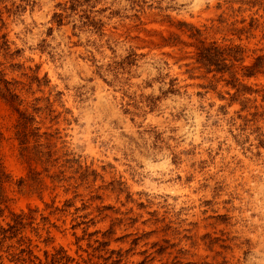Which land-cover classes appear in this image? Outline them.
<instances>
[{"label": "rangeland", "instance_id": "rangeland-1", "mask_svg": "<svg viewBox=\"0 0 264 264\" xmlns=\"http://www.w3.org/2000/svg\"><path fill=\"white\" fill-rule=\"evenodd\" d=\"M0 69V262L264 264V0H0Z\"/></svg>", "mask_w": 264, "mask_h": 264}, {"label": "trees", "instance_id": "trees-1", "mask_svg": "<svg viewBox=\"0 0 264 264\" xmlns=\"http://www.w3.org/2000/svg\"><path fill=\"white\" fill-rule=\"evenodd\" d=\"M228 49H231V48H228ZM261 59L262 58L260 56L256 57L253 65L246 68L248 70V73L246 74L247 76H250L255 68H258L262 65ZM196 60L198 63H200L205 68L207 72L212 71L211 67L213 66L214 70L216 71L230 73L231 83L233 86L238 88L237 91H242L243 89L247 88V86L243 84L242 82H240L239 79L235 77V75L230 71L229 67L231 64L226 62L227 58L223 57L222 52L217 46L213 44L201 45L198 49ZM3 76H4V73L2 72V69H0V94L5 100L12 102L16 100L18 96L15 93H13L12 89L10 88V82L5 80ZM19 115L21 119L26 118L23 112L19 111ZM46 155L48 156L49 152L46 153ZM16 226H17V223L15 222L14 224L8 226L7 230H11L13 228L15 229ZM5 233H6L5 229H1L0 246L2 244L1 242L4 239ZM0 264H3V263L0 262Z\"/></svg>", "mask_w": 264, "mask_h": 264}]
</instances>
